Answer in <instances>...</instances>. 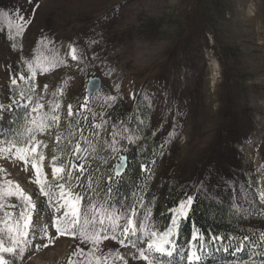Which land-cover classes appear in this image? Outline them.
Returning <instances> with one entry per match:
<instances>
[{"label":"rangeland","instance_id":"1","mask_svg":"<svg viewBox=\"0 0 264 264\" xmlns=\"http://www.w3.org/2000/svg\"><path fill=\"white\" fill-rule=\"evenodd\" d=\"M20 15L29 23L18 32ZM190 18L204 22L197 26ZM73 48L76 60L71 58ZM53 59L58 61L55 65ZM21 74L24 80L19 79ZM91 75L100 77L102 86L87 97L84 85ZM137 93L152 108V131L172 142L155 184L164 180L192 184L237 211L256 194L264 207V0H0V108L12 109L14 101L22 107L43 105L39 114L46 115L45 127L36 137L45 157L41 179L45 191L51 192L41 196L30 163L18 162L4 151L0 204L5 207H0V221L11 212L15 224L27 209L30 236L37 231L54 235L52 222L66 209L59 207V189L52 185L57 157L52 150L66 129L69 106L83 103L103 122L114 99L128 104ZM21 94L27 98L21 99ZM10 112L0 118V147H7L2 141L12 138L4 136ZM16 188L31 198L34 207L17 196L7 197ZM100 205L79 206L81 221L94 213L99 218L94 206ZM118 210L125 216L121 209L110 212ZM146 216L137 217V228L147 227L148 219L151 230L155 212ZM256 218L245 225L264 230V212ZM107 235L96 253L105 258L102 264H146L139 260L133 239L126 241L117 232L125 241L122 245L111 239L112 232ZM0 238L6 240L2 224ZM134 241L147 249L144 233L138 232ZM35 243L43 241L37 238ZM79 244L60 237L48 248L29 249L25 258L15 261L68 264ZM91 250L87 245L85 256L96 264L95 256L88 255ZM13 259L6 256L8 264Z\"/></svg>","mask_w":264,"mask_h":264},{"label":"trees","instance_id":"2","mask_svg":"<svg viewBox=\"0 0 264 264\" xmlns=\"http://www.w3.org/2000/svg\"><path fill=\"white\" fill-rule=\"evenodd\" d=\"M193 3H190L191 7H194ZM190 20L197 26L204 22ZM82 105L85 104L79 102L72 105L74 115L69 117L63 135L53 143L52 150L57 155V166L65 167L66 171L73 164L78 168L83 166L78 179L77 171L72 169L73 177L67 180L74 194L82 197L81 208L92 202L104 204L108 200L107 210L121 209L126 217L131 214L130 210L121 207L126 202L129 206H135L134 221L153 210L155 220L148 232L155 230L162 235L171 229V239L182 246L174 257L162 258L165 264H186L183 252L194 232L203 234L209 240L204 244L202 264L264 262V245L254 246L264 230L260 229L262 227L245 225L250 219L256 220L258 213L263 214L261 200L256 194L244 210L237 211L215 198L203 195L192 184L181 185L165 180L164 183H154L160 162L165 153L171 151L172 142L166 135L152 131L153 111L142 94H135L128 104L114 99L106 110L103 122L96 120L93 113ZM24 112L25 107L22 106L11 109L9 121H5L4 136L12 137V130L21 128ZM76 143H80L82 148L79 157L72 155ZM120 151L126 155V168L122 174H117L115 164ZM141 165L145 167L142 169ZM64 175L53 178L55 188H58L55 185L66 182ZM108 187L113 189L110 199ZM97 191L101 193L100 196L95 195ZM189 195L193 197V204L187 217L173 225L175 210ZM123 223H126V219H123ZM213 234L226 239L213 244L210 239ZM244 236L249 237L247 242L242 241ZM123 239H136V236H123ZM238 246L239 251L235 250Z\"/></svg>","mask_w":264,"mask_h":264},{"label":"snow or ice","instance_id":"3","mask_svg":"<svg viewBox=\"0 0 264 264\" xmlns=\"http://www.w3.org/2000/svg\"><path fill=\"white\" fill-rule=\"evenodd\" d=\"M31 2V0H29ZM21 23H19L16 27L18 32L23 31L24 27L28 22L27 18L23 15L19 17ZM72 60H76V49H72ZM58 61L53 59L52 63L55 65ZM42 71H47V68L41 67ZM25 76L21 74L19 76L20 80H24ZM31 82V78H29V83ZM94 80H88L85 82V91L88 90L89 84L94 83ZM17 83L16 79L12 80V84L15 85ZM46 87V86H45ZM31 90V89H30ZM27 97L24 94H21V99H25ZM111 99V97H109ZM35 107H31L25 105V112L23 117V126L22 128H15L12 131L14 135L12 138H5L2 143L7 145V147H0V155L3 154L4 151H8L10 155H14L16 161L23 163H30V169L35 174V184L39 186V194L41 196H50V191H45V183L41 179L42 175V162L45 157L43 153L39 151L41 142L37 139L36 133L37 131H42L45 127L46 115H40L39 110L43 107L39 102H34ZM19 101H14L12 107L18 106ZM81 107H84L82 105ZM11 111V108H0V118L5 112ZM69 117L73 116V110L71 105L68 110ZM57 117L53 115L52 120L55 121ZM126 132L127 129H124ZM115 138V137H114ZM59 140V137H57ZM82 151L81 144L76 143L74 149L72 150V155L79 157V153ZM124 158L121 157V164H123ZM70 163V161H69ZM119 167V165L117 166ZM145 166L141 165L143 169ZM75 169L77 171V179L78 173L83 170V166L78 168L77 165H71V169L67 170L63 166H57L55 160L52 165V174L54 178L61 177V174H65L64 178L66 180L65 183H59L55 185L59 188V207L62 209H66L62 217L54 220L52 222L51 227L54 228L53 234H41L38 231L33 233L30 236L29 228L32 223V218L30 215H27V209L20 212V221H17L15 224L11 222L10 217L12 216L11 212H6L5 219L0 221V224L3 225V234L6 235V240L4 238H0V264H8L6 260L7 255H11L14 259L12 260V264H16L15 258L19 257L21 259L25 258V253L29 249L39 250V248H48L50 246V242L52 244L55 243V239L60 237H71L80 242L79 246L76 247L75 251L72 254V257H76L77 261L80 264H92V261L85 256L86 246L91 245L92 250L89 252V256H95L96 264H102V260L105 259L102 256H97L96 253L99 252V245L101 239L108 240L109 237L107 235L108 232H112L111 239L119 240V236L117 232H119L120 236L124 237H132L138 235L137 223L134 221L133 216L135 214V206L127 205L125 202L121 207L125 208L126 211L131 212L130 215L126 217L122 216L120 211L113 213L110 211H106L105 207L108 205V200L104 201V204L99 207L94 206L96 212L99 213V218L94 213L89 219L87 216L83 218V222L81 221V209L79 207L82 197L79 194H74L71 187L67 184V180L73 177V171ZM111 179V178H110ZM11 183V182H9ZM113 189L111 187L107 188V192L109 194V199L111 198V192ZM7 197L17 196L19 199L23 200L27 207H34L31 204V198L24 195V193L16 188L15 192L9 191ZM95 195L100 196L101 193L97 191ZM193 204V197L189 195L186 200H182L179 207L175 210L176 215L172 220V224L176 225L178 220L186 218L188 215V210L191 208ZM8 207H16L15 204H9ZM0 207H5V205L0 204ZM122 219H126V223H120ZM108 221L106 224L105 221ZM147 231V229H145ZM39 238L43 241L42 244L35 243L36 239ZM212 243L215 244L217 242L223 241L226 239L225 237L212 235L210 238ZM147 249H140L138 243H134L133 247L138 249L139 260L146 262V264H164L162 258H172L179 251V247L177 242L171 239V229L164 232L162 235L155 230L148 232L147 236ZM249 240L248 236H244L242 238L243 242H247ZM119 242L123 245L125 243L124 240H119ZM209 242L208 238H205L203 234L193 233L191 239L187 241L188 247L184 250L183 256L185 258L186 264H202L203 255L205 249L204 244ZM264 245V234L261 235V238L258 242H254V246ZM237 251L241 250L240 247H236ZM69 257L68 264H74L73 258ZM135 258V257H134ZM264 264V262H262Z\"/></svg>","mask_w":264,"mask_h":264},{"label":"water","instance_id":"4","mask_svg":"<svg viewBox=\"0 0 264 264\" xmlns=\"http://www.w3.org/2000/svg\"><path fill=\"white\" fill-rule=\"evenodd\" d=\"M88 80H94L95 81L94 83L89 84L88 90L86 91V94L89 97H91L99 91V89L101 88V85H102V81H101V78L96 76V75L88 76L87 81ZM121 157L124 158L123 164H121ZM126 160H127L126 155L121 154L119 159H118V162L115 165V171L117 174H122L124 172V170L126 168ZM118 165H119V167H117Z\"/></svg>","mask_w":264,"mask_h":264}]
</instances>
